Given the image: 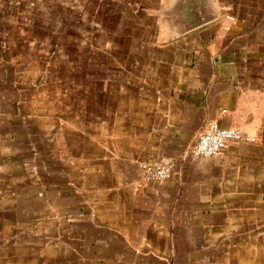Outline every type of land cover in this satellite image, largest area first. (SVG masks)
Masks as SVG:
<instances>
[{"label":"crops","instance_id":"1","mask_svg":"<svg viewBox=\"0 0 264 264\" xmlns=\"http://www.w3.org/2000/svg\"><path fill=\"white\" fill-rule=\"evenodd\" d=\"M167 2L0 0V264H264V0Z\"/></svg>","mask_w":264,"mask_h":264},{"label":"water","instance_id":"2","mask_svg":"<svg viewBox=\"0 0 264 264\" xmlns=\"http://www.w3.org/2000/svg\"><path fill=\"white\" fill-rule=\"evenodd\" d=\"M222 15L218 0H168L157 11L156 18L165 26L170 38H178L218 20Z\"/></svg>","mask_w":264,"mask_h":264},{"label":"built area","instance_id":"3","mask_svg":"<svg viewBox=\"0 0 264 264\" xmlns=\"http://www.w3.org/2000/svg\"><path fill=\"white\" fill-rule=\"evenodd\" d=\"M247 138L237 129H221L210 123L199 132L192 153L200 157L218 156L229 144L245 142ZM142 176L150 181H162L168 178V168L158 163H145L140 166Z\"/></svg>","mask_w":264,"mask_h":264}]
</instances>
